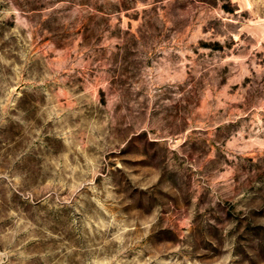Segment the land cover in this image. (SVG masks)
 Segmentation results:
<instances>
[{"label": "rangeland", "instance_id": "1", "mask_svg": "<svg viewBox=\"0 0 264 264\" xmlns=\"http://www.w3.org/2000/svg\"><path fill=\"white\" fill-rule=\"evenodd\" d=\"M0 264H264V0H0Z\"/></svg>", "mask_w": 264, "mask_h": 264}]
</instances>
